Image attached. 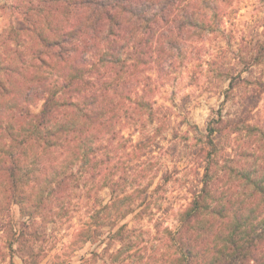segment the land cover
I'll list each match as a JSON object with an SVG mask.
<instances>
[{"label": "trees", "instance_id": "obj_1", "mask_svg": "<svg viewBox=\"0 0 264 264\" xmlns=\"http://www.w3.org/2000/svg\"><path fill=\"white\" fill-rule=\"evenodd\" d=\"M14 9L0 44V211L9 216L19 208L26 217L1 223L13 252L39 206L63 199L79 173L99 191L108 187L113 203L127 197L117 194L112 172L116 140L121 146L131 128L149 140L159 89L189 48L204 49L223 33V11L208 0H36ZM255 52L262 64L264 42ZM263 95L259 80L239 117L220 115L209 124L202 187L175 235L169 232L173 264H264V123L250 124ZM234 133L241 144L228 153L223 140ZM35 180L41 185L33 204L28 187ZM97 202V217L113 223L106 250L122 245L113 254L118 261L131 249L129 224L120 222L134 210L119 208L111 221L109 212L99 215L111 206Z\"/></svg>", "mask_w": 264, "mask_h": 264}, {"label": "rangeland", "instance_id": "obj_2", "mask_svg": "<svg viewBox=\"0 0 264 264\" xmlns=\"http://www.w3.org/2000/svg\"><path fill=\"white\" fill-rule=\"evenodd\" d=\"M31 1L36 2L0 0V44L16 17L15 6L28 5ZM208 2L223 11V33L212 35L204 49L189 48L180 67L159 89L155 96L159 116L149 128L150 139H144L140 133L131 135V128L124 131L126 141L121 146L119 139L115 142L112 172L114 181L120 182L116 186L117 194L127 197H119L113 203L108 187L99 191L96 182H86L79 173L73 188L62 194L63 199L56 201L51 196L39 206L35 225L15 241L14 252L9 247L11 234L8 230L0 231V264L11 261L14 264H173L175 246L169 232L175 235L181 212L202 187L203 150H209V124L220 115L239 117L255 83L264 81V59L257 65V60L252 58L255 48L264 42V0ZM233 78L236 80L232 90ZM41 106L42 103L35 105L33 111L39 112ZM252 115L250 124L264 123V95ZM239 135L234 133L227 142L223 140L228 153L241 144ZM40 185L39 181L29 184L33 204ZM97 199L111 206L99 214L106 216L109 212L111 221L119 217V208L126 210L131 205L134 210L120 222L129 224L126 232L131 249L118 261L113 254L122 245L115 243L106 250L113 223L107 225L97 217L100 204ZM23 213L19 208L13 209L9 216L0 211V228L1 223L10 219L20 224L26 218Z\"/></svg>", "mask_w": 264, "mask_h": 264}]
</instances>
